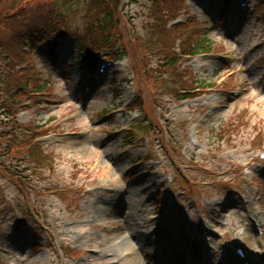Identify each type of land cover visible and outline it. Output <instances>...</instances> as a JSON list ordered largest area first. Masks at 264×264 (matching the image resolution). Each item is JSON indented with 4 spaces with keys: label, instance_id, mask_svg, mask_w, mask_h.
<instances>
[{
    "label": "rangeland",
    "instance_id": "1",
    "mask_svg": "<svg viewBox=\"0 0 264 264\" xmlns=\"http://www.w3.org/2000/svg\"><path fill=\"white\" fill-rule=\"evenodd\" d=\"M53 1L68 3L73 0H4L0 3V105L2 107L8 101L11 110L17 114L13 120L0 117V138L3 136L0 142V264H93L96 260L97 264H111V260H105L107 253L113 258L112 264H143L133 257V249L139 252L145 264H152L156 241H150L148 237L154 226L149 227L150 218L155 213L150 198L154 194L152 186L162 187L164 196L180 192L184 197L182 201L194 202L193 195L187 196L182 180L175 173L179 163L169 158V152L165 151L169 138L170 148L177 151L183 170L192 162L207 169L219 167L223 175L229 170L227 179L232 180L237 171L254 163L256 179L264 178V167L251 160L260 149L252 146L258 131L264 135V7L250 20L243 21L236 37L230 40L222 33L218 36L220 26L211 17L209 19L212 14L210 0H187L186 3L181 0H119L120 4L117 0H104L92 10L89 25L98 22V15H105L104 7L113 8L120 23L114 24L111 30L120 34L123 39L119 42L128 43L131 50L128 57L115 63L102 77L103 83L96 86L93 94L85 95L88 83L86 86L79 84L85 71L82 66H77L80 47L74 38L68 44L64 40L60 42L59 53L67 57L59 65L58 60L52 62L48 56L30 53L27 44L20 48V42L14 40L15 32L21 31L20 25L26 29V17L6 18L10 13L21 14L23 8L30 13L32 7ZM255 1L249 0L251 5ZM87 4L91 8V0H74L68 5L71 23L76 27L88 23L82 19ZM42 6L45 10L42 12V7L37 12L48 13V5ZM164 7L168 9L166 14L161 12ZM190 15H198L208 28H213L210 34L194 37L193 42L213 43L209 51L214 50L217 56L194 60L185 56L180 59V73L176 74L174 70V74L187 84L178 78L179 85L177 82L169 85L173 70L165 69L163 65L159 67L163 62L159 56L163 55L164 47L177 46V39H188L184 27H189ZM257 19L261 21L256 22ZM38 23L42 24V20ZM158 25L159 31L166 36L167 31L170 35L165 38V43L158 42L161 40L158 34L152 35ZM226 28L227 25L223 29ZM125 36H132L130 43ZM220 36L225 46H230L225 52L217 45ZM258 43L262 46L257 48ZM41 49V52L45 51V47ZM240 54L247 55L242 62H237V68L235 66L230 72L219 71L220 57L232 55L236 60ZM137 60L142 64L140 72L136 70ZM133 61L136 63L134 68ZM225 66L230 68L231 63ZM243 68L247 71L245 75ZM204 69L207 72L199 75ZM234 71L238 87L242 88V93L245 91L239 99L233 100L228 94L225 101L221 92L209 91L199 94L196 99L179 100L188 93L180 94L179 89L194 85L193 72L198 75V81L207 86L218 79L225 80ZM48 76L51 83L45 85L44 92H38ZM16 82L24 83L26 89L14 87ZM168 86L173 97L165 94L167 90L164 89ZM137 90L150 105L152 120L158 119V123L152 125L148 122V128L153 129L149 136L134 138L133 146L122 148L118 142L129 128L145 121L141 111L134 113L119 109L134 101ZM217 104L223 109L215 120L198 128L199 115L207 107ZM105 112L112 114L102 116ZM233 122L240 125L233 128ZM221 128L231 135H224L223 139L228 138L226 141H215L212 136ZM162 129H165L161 134L163 148L157 136ZM59 131L63 134L60 135ZM112 133L119 134L112 136L115 138L110 139L108 147H102ZM5 135L8 140L23 137L34 141L46 156L44 162L37 164L24 148H12L11 141L6 144ZM135 164L139 165L141 172L140 179L133 180L129 168ZM239 177L236 174V178ZM166 178L169 179L165 181ZM190 178L201 183L197 186L201 189L197 202L204 210L200 222L212 224L217 220L225 227L233 223L236 229L244 227L241 221L247 222L248 217L240 216L242 206L238 192L244 194L246 189H250L257 202L261 198L259 204L264 210V188L258 190L256 179L251 188L238 181L233 185L236 191L206 200L212 191L206 190L204 172L193 170ZM171 179L178 181L177 187L172 188L174 192L170 191ZM22 186L28 198L18 190ZM221 188L223 186H219ZM172 198L176 200L175 196ZM121 199L127 206L120 205ZM211 203L213 211L209 209ZM35 216L41 221L38 222ZM35 229L43 231L41 241H48V244L40 253L32 254L31 233ZM246 246L252 258L264 263V249H258L255 238L248 236ZM92 249L98 250L97 256L92 257L89 252ZM218 255L214 254L211 264H233L231 255L230 259L220 260ZM208 256L212 255L204 257Z\"/></svg>",
    "mask_w": 264,
    "mask_h": 264
},
{
    "label": "trees",
    "instance_id": "2",
    "mask_svg": "<svg viewBox=\"0 0 264 264\" xmlns=\"http://www.w3.org/2000/svg\"><path fill=\"white\" fill-rule=\"evenodd\" d=\"M1 1L3 2L4 0H0V3H1ZM117 1L119 4V0H117ZM103 2H104V0H91L90 7L95 9L96 5L98 6L99 4H101ZM42 5H47V4H40V6L32 7L30 9V13H28L26 11V8H23L21 14H18V13L11 14L10 13L6 16V18H10V16L13 18H18L21 15L24 18L26 17L25 18L26 19V22H25L26 29H22V25H20L21 31L15 32V35H13L14 40H17L18 42H20V48L23 46V44L28 39L27 33L31 27L30 26L31 22L33 23L32 25L43 26L44 20L45 21L47 20L48 23L51 24L52 27L53 26L54 27H57V26L63 27L64 26L63 24H61V20H64V19L61 18L60 16H56V14L55 15L53 14L54 13L53 7H46V9L49 10L48 13L37 12L38 10L42 9V7H43ZM104 9L106 12L105 15L101 16V17H99L100 15H98L97 19H96V20H98V22H96V24L94 23L93 26L89 25L85 28L86 33H85V36L82 37V43L85 45V47L90 46L91 51H93V50L97 51L98 49L105 47L111 56H113V57L116 56L118 59H121V58L125 57V55L128 54L129 46L127 48L125 44L121 43L122 44L121 49L118 48V49L112 50L115 48L114 45L117 46L120 44L118 42L122 41L123 37L120 34L119 35L114 34V32L111 30L112 27H114V24L118 25V23H120V18H116L117 12L113 8L107 9L106 7H104ZM164 9H165V7L163 9H161L162 13H163L162 10H164ZM44 10H45V7H43L42 12ZM88 16L91 20L92 14L90 12L88 13ZM51 18H52V20L50 22ZM100 19H102V20H100ZM41 20H42V24H39L38 21H41ZM114 20H115V22H114ZM160 24L162 25V23H160ZM159 28H160L159 25L156 26V29L152 35L158 34L157 37H159V36L161 37V40H158V42H164L165 43L166 42L165 38H169L170 35L167 33V31H166L167 36L164 35L162 30L159 31ZM128 38L131 39L130 36H128V37L125 36V40H128ZM42 40L44 41L45 38H43ZM151 45H152V43H151ZM210 47H211L210 43H205V42L202 44H197V43H195L193 45L188 44L186 46V53H196V52H200L202 50H209ZM159 58H161V59L164 58L163 62L159 63V67H161V65H163V67L165 69H170V68L175 69V67H176V64H175L176 60L175 59L176 58H174V55L172 53H170L169 50H167V47H166V49L164 47L163 55L159 56ZM136 65H138V68H139V64H136ZM153 69H156V68H153ZM171 77H173V76H171ZM20 84L21 83L16 82L14 87H16V86L20 87ZM42 88L44 89L45 85H43ZM5 91H8V90H5ZM11 109H12V107L10 106L8 101L6 102V104H2V107L0 105V115H2L0 117L6 116V118L13 120V117L14 118L16 117V113H14V111ZM4 121H6L5 118H4ZM1 140H3V136H2V138H0V142H1ZM4 140H6V144H10V143H8V141H11V144L13 145L12 148H14L15 146H19V147L24 148L23 149L24 152H28V154L31 157H33V159L36 161L37 164H42L44 162V158H46V156H44L43 152L40 150L38 144H35L34 141H32L31 139H26V138L21 137L18 139L13 138V139L8 140L7 136L5 135ZM7 147H9V146H7ZM9 148H11V147H9ZM9 148H8V151L11 150ZM22 179H23V177H22Z\"/></svg>",
    "mask_w": 264,
    "mask_h": 264
}]
</instances>
